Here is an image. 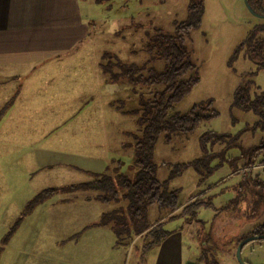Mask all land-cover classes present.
<instances>
[{
    "label": "rangeland",
    "instance_id": "obj_1",
    "mask_svg": "<svg viewBox=\"0 0 264 264\" xmlns=\"http://www.w3.org/2000/svg\"><path fill=\"white\" fill-rule=\"evenodd\" d=\"M198 1H202L204 13L200 26L186 35L185 46L196 66L199 82L170 113L185 114L194 105L210 102L218 115L202 120L192 133H178L169 138L162 134L151 159L160 181L167 180L177 165H187L169 180L168 188L177 190L181 205L196 198L198 205L171 219H167L168 209L152 206L145 222L153 224L164 220L163 229L176 227L179 232L175 237L181 239L186 255L204 256L213 264H240L236 257V237L264 224V175L255 177L261 168L252 167L263 158L264 149L260 148L258 153L251 151L261 147V135L251 128L255 116L232 104L234 92L242 84L253 81L264 92V73L256 69L246 53L240 51L232 58L253 27L264 25V16L251 12L245 0H91L89 4L82 3V14L91 24V49L77 61L86 65L84 71L78 72L81 73L80 85L85 84V87L78 90L80 99L72 103V115L62 119L40 117L37 113L13 117L11 143L0 144V157L4 156L0 158V166L10 170L8 180L0 182L1 253L7 246L18 243L20 236L14 241L10 237L4 239L19 218L28 217L25 208L39 192L90 182L99 174L112 178L135 177L138 108L140 99L147 98L149 90L142 82L133 84L127 77L110 79L103 71L101 60L104 65L114 66L117 62L113 57H116L126 64L142 65L148 60L147 54L141 51L146 35L153 29L173 34L177 25L187 20L189 3ZM250 3L254 7L251 0ZM91 65L97 69L91 71ZM157 67L161 70L163 63H158ZM102 72L103 77L99 74ZM91 74H97L94 78L100 81L98 86L97 81L92 82L96 89L92 95ZM207 132L224 138L214 147L207 145L210 156L206 160L191 165L205 155L199 139ZM47 148L60 162L54 164L53 169L43 165L48 161L43 153ZM57 192L60 194L42 201V205L62 201L63 206L58 207L57 213L49 210L46 214L33 213L32 219L23 224L25 228L39 226L32 234L30 256L37 260L32 264L138 263L143 246L151 239H129V230L119 232L116 237L112 227L103 224L106 230L102 231L106 235L99 237L109 239L108 244L99 247V241L94 240L93 252L91 229L95 227L92 225L102 224L101 213L117 206L116 201L104 205L94 200L92 195L96 193L91 191ZM28 221L31 224L26 225ZM146 255L147 252L144 258ZM240 257L247 264H264V241H250L242 248Z\"/></svg>",
    "mask_w": 264,
    "mask_h": 264
},
{
    "label": "trees",
    "instance_id": "obj_2",
    "mask_svg": "<svg viewBox=\"0 0 264 264\" xmlns=\"http://www.w3.org/2000/svg\"><path fill=\"white\" fill-rule=\"evenodd\" d=\"M251 1L254 7L250 0L248 3L252 10L264 16V0ZM80 2L81 5L89 4L91 0H80ZM187 11V20L178 24L173 34L164 33L161 29H153L146 35L141 51L147 54L148 60L142 65H137L135 62L126 64L116 57H113L117 62L114 66L110 63L104 65L101 60L103 71L109 75L110 79L127 77L133 84L142 82L149 90L148 97L140 99L138 108V130L134 137L135 163L138 166L135 177L131 179L118 175L117 178H112L108 174H99L90 182L70 185L62 189L48 188L38 193L34 200L28 203L25 213L30 212L35 205L50 198L57 191H91L96 193L92 195L94 200L104 205H109L112 201H116L117 204L110 211L101 213L102 224L98 225L112 227L116 237L119 236V232L125 230H129L127 234L129 239L150 237L151 240L144 246L146 251L160 243L169 234L162 228L164 220L153 224L145 222L150 207L168 209L170 213L167 219H171L198 205L197 198L181 205L177 190L168 188L169 180L178 175L187 165H177L167 180L160 181L156 177L155 166L151 161L155 146L162 134L169 138L178 133H192L202 120H209L218 115L211 108L210 102L205 105H194L185 114L170 113L173 106L183 100L199 82L196 66L192 63L190 53L185 46V38L189 32L200 26L204 13L202 1L190 2ZM240 51H244L256 69L264 73V25L253 27L245 40L237 47L232 58L234 59ZM101 59L104 60L103 55ZM158 63H163L161 70L157 69ZM112 69H116V72L113 73ZM232 104L233 107L255 116L251 128L259 131L261 147H254L251 151L261 152L260 148L264 149V92L260 91L253 81L242 84L234 92ZM8 106L9 104L0 110V117ZM223 138L213 132L203 134L199 142L205 155L191 165L196 166L199 162L206 160L210 156L207 145L214 147ZM256 166L261 168V172L255 177L264 175V156L252 165V167ZM178 211L179 214H177ZM21 220L22 218H19L12 226L5 241L16 231ZM258 235H264V224L240 237L237 244L247 237Z\"/></svg>",
    "mask_w": 264,
    "mask_h": 264
},
{
    "label": "crops",
    "instance_id": "obj_3",
    "mask_svg": "<svg viewBox=\"0 0 264 264\" xmlns=\"http://www.w3.org/2000/svg\"><path fill=\"white\" fill-rule=\"evenodd\" d=\"M89 49L91 25L82 14L80 0H0V110L9 104L0 117V144L11 143L10 124L13 117L37 113L40 117L48 115L62 119L72 115L70 114L74 108L72 103L80 99L78 90H81L82 86L85 87V84L80 85L81 73L78 72L84 71L83 66L86 65L77 61ZM76 58L78 59L73 61ZM95 69L97 66L91 65V71ZM99 74L102 76L103 72ZM94 75L97 74H91V95L96 92L95 84L92 82L97 81V86L100 82ZM47 135L42 139L43 142ZM43 153L48 160L43 163L45 168L53 169L54 164L60 163L58 159L53 158L49 148ZM32 155L39 157L37 154ZM39 165L42 166L40 163ZM255 168L253 167L254 170ZM4 170L0 166V182H6L9 178L6 177L10 173L9 168ZM9 190L7 185V194ZM57 194L60 193L56 192L51 197ZM42 204L43 202H40L34 206L27 213L28 217L22 218L16 231L10 236L13 241L16 236H20L19 241L13 243L14 246H7L8 249L1 253L0 264L8 263L9 255L8 264H32L37 261L30 256L33 250L30 246L33 231L39 226L32 225L26 229L23 224L26 220L32 219L33 213L46 214L47 210L57 213L63 202ZM34 219L37 220L36 217ZM30 222L28 221L26 225ZM95 225L98 224L92 225L95 228L91 229L93 252L96 245L94 240L99 241V247L107 245L109 240L99 237L106 235L105 231H102L106 228ZM166 231L169 234L160 243L144 251L136 264H213L204 256L186 255L181 239L175 237L176 232H179L176 227L168 228ZM252 231L253 229L246 234ZM61 236L63 237V234ZM242 236L244 234L236 237L235 242ZM111 241L113 242L112 235Z\"/></svg>",
    "mask_w": 264,
    "mask_h": 264
},
{
    "label": "water",
    "instance_id": "obj_4",
    "mask_svg": "<svg viewBox=\"0 0 264 264\" xmlns=\"http://www.w3.org/2000/svg\"><path fill=\"white\" fill-rule=\"evenodd\" d=\"M245 3L248 7V9L255 13L252 8L250 7L249 3H248V0H245ZM256 15H258L257 13H255ZM252 240H264V235H258V236H251V237H247L246 239H244L243 241H241L238 246H237V251H236V257H237V260L239 261L240 264H247L245 263L241 257H240V254H241V250L242 248L247 244L249 243L250 241Z\"/></svg>",
    "mask_w": 264,
    "mask_h": 264
}]
</instances>
